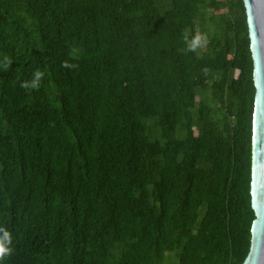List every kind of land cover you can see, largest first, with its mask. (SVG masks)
<instances>
[{
  "label": "trees",
  "instance_id": "16d2710c",
  "mask_svg": "<svg viewBox=\"0 0 264 264\" xmlns=\"http://www.w3.org/2000/svg\"><path fill=\"white\" fill-rule=\"evenodd\" d=\"M254 92L241 0H0V264H242Z\"/></svg>",
  "mask_w": 264,
  "mask_h": 264
},
{
  "label": "water",
  "instance_id": "95a60500",
  "mask_svg": "<svg viewBox=\"0 0 264 264\" xmlns=\"http://www.w3.org/2000/svg\"><path fill=\"white\" fill-rule=\"evenodd\" d=\"M241 1L246 16L255 91L249 188L254 220L250 227L249 251L242 264H264V0Z\"/></svg>",
  "mask_w": 264,
  "mask_h": 264
},
{
  "label": "clouds",
  "instance_id": "9594fccd",
  "mask_svg": "<svg viewBox=\"0 0 264 264\" xmlns=\"http://www.w3.org/2000/svg\"><path fill=\"white\" fill-rule=\"evenodd\" d=\"M182 39L185 45L183 51L185 53L191 52L199 56L200 52L206 47L209 38L206 33L199 32L189 34L188 32H185ZM7 63H10V61ZM61 67L71 71L76 68V65L71 63L69 60H65ZM204 72L207 74L208 69H204ZM45 76V71L40 68H36L32 72L31 79L22 81L19 86L26 91L39 90ZM13 251L12 233L5 227H0V261H4L7 257H10L13 254Z\"/></svg>",
  "mask_w": 264,
  "mask_h": 264
}]
</instances>
